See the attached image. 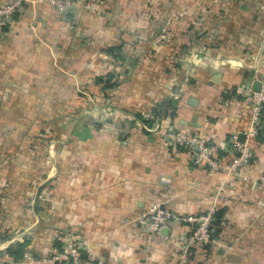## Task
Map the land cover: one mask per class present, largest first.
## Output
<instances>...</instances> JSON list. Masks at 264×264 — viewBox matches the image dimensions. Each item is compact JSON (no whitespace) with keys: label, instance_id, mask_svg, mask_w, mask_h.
<instances>
[{"label":"crops","instance_id":"crops-1","mask_svg":"<svg viewBox=\"0 0 264 264\" xmlns=\"http://www.w3.org/2000/svg\"><path fill=\"white\" fill-rule=\"evenodd\" d=\"M255 59L258 79L264 0H76L65 16L26 4L0 26V114L27 124L30 112L43 115L22 136L37 138L18 151L28 159L0 178V264L18 241L31 238L40 257L68 233L82 242L84 264H174L196 223L149 238L136 219L155 202L186 217L226 209L220 234L194 247L188 264H264V120L248 137L251 109L229 91L254 68L238 61ZM112 72L121 83L104 90L96 77ZM166 101L176 116L160 118L162 127L196 132L220 156L233 133L244 135L254 151L244 172L210 173L146 130L150 109Z\"/></svg>","mask_w":264,"mask_h":264},{"label":"built area","instance_id":"built-area-1","mask_svg":"<svg viewBox=\"0 0 264 264\" xmlns=\"http://www.w3.org/2000/svg\"><path fill=\"white\" fill-rule=\"evenodd\" d=\"M76 0H11L0 6V26L12 23L14 15L24 10L26 4L36 6L39 3L51 4L63 16L73 11ZM240 67L253 66L256 70L261 66L259 59L252 61H238ZM261 86L255 91L251 88L239 86L237 94L244 104L251 109V119L247 136L254 138L263 127L264 109V72L258 77ZM152 117V115L150 114ZM149 116V117H150ZM145 129L159 134L162 143L167 147L185 148L190 151L198 164L205 166L210 173H243L246 166L254 157V151L249 140L240 141L233 133L225 147V156H220L216 150L207 144L205 137L196 132L178 131L174 127H162L159 118ZM215 210H210L196 216H180L162 207L161 202H155L147 211L141 213L136 220L144 225L148 237L161 236L164 228L174 222L192 221L196 225L188 233L180 237L174 264H188L191 251L194 247L212 241L214 231ZM63 252H55L46 256H35L30 249L26 250L21 259L9 258L7 264H84L82 251L84 246L77 235L65 234L62 237Z\"/></svg>","mask_w":264,"mask_h":264},{"label":"rangeland","instance_id":"rangeland-1","mask_svg":"<svg viewBox=\"0 0 264 264\" xmlns=\"http://www.w3.org/2000/svg\"><path fill=\"white\" fill-rule=\"evenodd\" d=\"M95 108L97 107H93V109H89V111L87 112L91 114L94 119H97V114H99V112L96 111ZM3 110L4 107L0 106V112H2ZM9 111L13 112L12 107L9 108ZM28 115V117L32 116L29 124H27V122H21L20 120L17 121L18 118L16 115L15 117H13V120H11V122H6V117L0 114V178H5L3 173L7 172L5 168L8 163H13V170L14 172H16L15 167H20L19 162L28 159L26 155H21L18 152L21 149L20 147L37 145V138H26L22 136L28 131V125H31L33 127L36 126L38 121H34L33 116L34 118L42 116L43 109L40 107L39 109H36L33 114L32 112H30ZM34 131H36V129ZM45 144L49 145V147H52V145L54 144V139L53 141L49 140L48 142L46 140Z\"/></svg>","mask_w":264,"mask_h":264},{"label":"trees","instance_id":"trees-1","mask_svg":"<svg viewBox=\"0 0 264 264\" xmlns=\"http://www.w3.org/2000/svg\"><path fill=\"white\" fill-rule=\"evenodd\" d=\"M8 26L9 24L1 25V27H8ZM197 30L198 29L192 31V33L196 34ZM200 30L202 31L203 29H200ZM207 33L208 32L206 31H202L201 35L207 34ZM112 50L113 48L108 49V51H112ZM121 80H122L121 76L113 72L107 73L103 76L96 77V83L101 84L104 90L118 86L121 83ZM229 91H231V93L232 92L237 93L235 87L233 88V90L231 89ZM150 114L152 115V117L150 116ZM149 116L150 118H148L145 122L147 124L152 125L153 122L155 121V118L160 119V118H165V117H171V118L175 117L176 109L175 107H173L171 101H166L160 104H156L154 107H152L150 109ZM262 119L264 120V109H263ZM225 211H226L225 208L215 211L214 231L212 233L213 239H215L220 234L223 228V224L226 223V220L223 219ZM210 243H212V241H210L208 244ZM54 244L58 248L59 252H63L61 243L55 242ZM28 249L34 251L31 238H26V239H23L22 241H18L10 245L6 250V253L8 254L10 258L14 260H18L22 258L24 252Z\"/></svg>","mask_w":264,"mask_h":264},{"label":"water","instance_id":"water-1","mask_svg":"<svg viewBox=\"0 0 264 264\" xmlns=\"http://www.w3.org/2000/svg\"><path fill=\"white\" fill-rule=\"evenodd\" d=\"M220 78H221L220 73L219 74H215L214 77H213V79L216 80V81H219ZM241 83L246 88H251L252 90H255V91L260 90L261 83H260L259 79H257L255 77V69L254 68L245 69L244 74H243V80H242ZM238 139L240 141H242V142L245 141L244 135H239Z\"/></svg>","mask_w":264,"mask_h":264}]
</instances>
